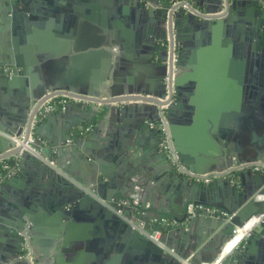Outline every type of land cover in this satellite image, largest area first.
I'll use <instances>...</instances> for the list:
<instances>
[{
	"label": "crops",
	"instance_id": "crops-1",
	"mask_svg": "<svg viewBox=\"0 0 264 264\" xmlns=\"http://www.w3.org/2000/svg\"><path fill=\"white\" fill-rule=\"evenodd\" d=\"M170 1L28 0V13L19 17L18 29L8 40L29 60H36L29 84L32 81L40 91L72 97L63 109L35 115L33 135L54 164L72 176L76 166L68 157L70 151L62 153L58 145L63 139L71 144L76 134L69 129L74 124L84 125L80 137L84 148L111 173L115 152L106 139L107 131L115 142L125 144L118 152H131L134 140H139L143 157L153 161L163 157L157 101L168 93L165 46L174 41V77L181 80L178 86L173 84L168 127L173 120L175 132H183L184 137L188 132L185 138L189 136L194 145L187 147L194 153L193 168L189 167L212 175L209 183L198 184L211 188L210 196L227 192L233 198L235 191L226 187V179L239 189L242 184L249 187L256 172H264L232 169L239 163H264V148L257 151L264 143V48L244 47L242 42L249 43L246 38L238 40L227 28L214 31L199 19L183 20L173 14L170 21V11L163 10ZM190 1L196 5L197 0ZM226 15L232 27L248 19L235 11ZM4 37L0 27V42ZM181 99L184 104H179ZM15 102L14 97L0 93V106L14 108ZM209 118L217 119L223 138L211 132ZM97 121L102 123L99 135L87 139V131ZM8 153L0 154V165L7 166L5 176L0 175V264H152L122 223L79 207L65 215L58 213L54 209L57 193L34 189L44 184L43 165L33 157ZM162 169L172 166L167 162ZM126 178L127 173L123 178L112 176L116 185H125ZM130 178L129 188L147 191L140 176ZM149 182L150 189L155 187ZM171 184L165 191L158 190L166 204L177 185L176 181ZM259 199L264 201V195ZM250 231L230 251L238 247L242 251ZM22 234L28 238L32 262L24 257ZM175 244L176 252L185 251L179 242ZM251 258L244 256L242 261L254 263Z\"/></svg>",
	"mask_w": 264,
	"mask_h": 264
},
{
	"label": "water",
	"instance_id": "water-1",
	"mask_svg": "<svg viewBox=\"0 0 264 264\" xmlns=\"http://www.w3.org/2000/svg\"><path fill=\"white\" fill-rule=\"evenodd\" d=\"M132 1L130 0V2ZM206 1L207 4H203L198 3L197 0L195 6L207 12H215L222 10L223 7L225 8L224 16L221 19L201 20L207 25V28L214 31H219L222 28L231 29L229 31L231 36L236 37L238 40L245 38L248 40L249 43L242 42V46L256 51H259L262 47L264 48V8L262 5L264 0ZM27 3L28 0H0V27L5 33V37L0 42V93L16 99L14 108H9L7 105L0 106V154L10 151L8 155H21L23 159L32 158L33 156L26 152L20 154L19 149L14 146L9 136L19 137L24 130L33 133L35 115L46 111L44 102L54 94H66L47 89L40 91L41 89L38 90L39 86L35 82L32 83L31 81V84H29L28 77L36 60H29L28 55L18 52L14 41L11 45L8 40V37L10 38V35L14 36L15 30L18 29L19 17L24 16V13H28ZM168 6L169 4L163 9L164 12H168ZM227 11H235L237 14L243 13L248 19L242 18L236 27H232L231 18L227 19L226 17ZM168 13L170 21L174 14L178 19H193L197 22L195 16L185 14L182 11H170ZM164 20H166L165 17ZM94 24L100 26L99 22L95 21ZM212 44L214 47L216 46L215 41ZM180 80L181 78L173 77L172 83L175 87L178 86ZM168 91L171 99L172 87L170 84L168 85ZM39 96L41 98L38 100ZM184 102L181 99L179 104H184ZM157 104H162V102L157 101ZM168 105L169 102L165 113L166 116L170 117V105ZM196 115H198L197 108ZM101 119L103 118L101 117ZM208 121L211 132L217 131L216 135L223 138L217 119L209 118ZM169 123L170 137L179 160L189 170L201 173L198 168L195 169L199 171L192 169L194 153L189 151L187 147H193L194 145L189 142V136L185 138L188 132L184 133V137L183 132H175L173 120ZM101 124L97 121L90 131H87V139L99 135ZM83 126L82 124L72 125L69 130L73 129L76 134L73 141L67 145L63 139L58 147L62 153L70 151L68 157L70 156L73 164L75 163L76 167L71 172L74 176L67 174L90 193L82 190L54 169L42 164L33 157L36 162L43 165V168H40V173L44 180L42 186H35L34 189L36 192H44V194L47 192L46 189L56 192L59 198L57 204L54 205V209L58 213L65 215L71 212L72 207H79L96 215L110 217L118 224L122 223L121 227L126 228L136 238V245L144 252V256L151 259L152 264H183L181 260H187L188 264L211 263L223 254L226 243L233 237L236 230L242 228L251 217L255 216L257 222L245 239V248L241 251L238 247L227 253V255H224L221 264H244L242 261L244 256L253 258L254 263L251 262L250 264H261V261L264 260V201H259V197L264 195V172H256L253 177L251 176V185L248 187L242 184L239 189L236 185H230L231 180L229 178L226 179V187L235 191L233 198H230L227 192L224 194L218 192L217 197L210 196L211 188L184 179L171 164L172 169H162V165L168 162L164 155L154 159V161L143 157L142 152H139L142 148L139 140H134L131 152H118L126 147L125 144L115 142V139L107 131L106 139H108L109 144L114 145L112 153L115 152V155L112 156L115 165L111 166V170L113 169V173H111L84 148L83 139L80 138ZM191 128H193V125ZM195 128L200 129L196 126ZM158 133L161 137L160 130ZM261 137L264 138V128ZM35 141L42 150L40 142L36 138ZM224 145L228 147L229 153L233 152L230 144L225 143ZM258 146L257 151L262 152L264 143L262 142ZM42 153L48 157L45 151H42ZM123 158H127V162L124 163ZM71 160L69 164L72 165ZM241 160H244V154ZM235 171L233 170V172ZM248 172L250 173V171ZM126 173L128 174L127 182L132 179L130 177L140 176L139 182L145 184L146 187L148 186L147 191L132 190L127 182L125 185H116L112 180V176L117 175L123 178ZM105 178L108 181H104ZM149 180L155 183V187L150 189ZM174 181L177 185L170 193L171 199L166 204L159 197L158 190L165 191V187H170ZM181 185L184 189L183 192H180ZM196 205H202L213 211L208 213L205 210H194L190 213L189 207ZM113 209L121 210L133 225L148 234L152 231H159V241L166 248L172 250L177 257L159 247L138 229L115 214ZM189 241L190 243L187 244ZM177 242L181 244L185 251L176 252L172 248ZM252 253L255 254L254 257L251 255Z\"/></svg>",
	"mask_w": 264,
	"mask_h": 264
},
{
	"label": "built area",
	"instance_id": "built-area-1",
	"mask_svg": "<svg viewBox=\"0 0 264 264\" xmlns=\"http://www.w3.org/2000/svg\"><path fill=\"white\" fill-rule=\"evenodd\" d=\"M262 5L264 6V1H262ZM169 11H182L185 14H190L195 16L199 20H207V19H212V20H217L221 19L224 16V11L225 8L223 7L222 10L215 11V12H207L205 10L199 9L196 7L190 0H171L168 6ZM166 47V58L164 60V65L167 67V73L165 76V81H166V86L170 84L171 87L173 88V77L175 76L176 72V61H177V54H176V44L173 42H167ZM168 91V90H167ZM49 94V93H48ZM70 97L67 94H54L51 97H49L45 102H44V107L46 111H54L57 109H63L65 105L68 102V99ZM75 100V99H74ZM170 95L169 91L165 97V99L161 100L162 104H157V113H158V121H157V126L158 129L160 130L161 137L159 140V150L160 152L166 157L167 161L174 167V169L177 171L178 174L181 176L185 177L188 180L195 181L198 183H209L211 180L212 175L209 174H203V173H196L191 170H189L178 158L177 152L173 148L172 140L170 137V133L168 130V123H167V117L165 113V109L167 107V103L170 102ZM167 102L166 104H163ZM9 138L13 141L14 146L19 149V153L26 152L29 155L33 156L36 158L38 161H40L42 164L51 167L54 169L57 173L62 175L63 177L67 178L71 182H73L75 185H77L79 188L82 190L86 191L87 193H90L85 187L82 185L78 184L73 178H71L65 171H63L61 168H59L57 165L54 164L52 160H50L47 156H45L42 153L41 148L37 145L35 141V137L32 132H26L24 130L22 134L19 137H13L9 136ZM3 168H7V166H3ZM244 168H250L255 171H260L264 170V163L259 162V163H239L236 165V167L232 168L233 170H239V169H244ZM190 213H192L194 210L201 211L205 210L206 212L210 213L213 210L210 208L204 207L202 205H196V206H190L189 207ZM114 213L117 214L119 217L124 219L127 223L131 224L133 227L138 229L141 233H143L146 237H148L150 240L155 242L159 247L163 248L164 250L168 251L169 253L173 254L176 256L172 250L168 249L165 247L163 243L159 241L160 238V232L159 231H152L151 233H146L143 231L141 228H138L136 225H133L131 221L126 218L121 210H114ZM252 228H250L248 231H250ZM247 231V232H248ZM22 239H23V247H24V257L26 260L29 262H32L30 259V254L28 251L29 248V243H28V238L25 234H22ZM224 252L222 255L217 257L214 261L211 263H202V264H221V261L224 257ZM177 257V256H176ZM181 260V259H180ZM183 264H188L187 260H181ZM35 264V263H31Z\"/></svg>",
	"mask_w": 264,
	"mask_h": 264
},
{
	"label": "bare ground",
	"instance_id": "bare-ground-1",
	"mask_svg": "<svg viewBox=\"0 0 264 264\" xmlns=\"http://www.w3.org/2000/svg\"><path fill=\"white\" fill-rule=\"evenodd\" d=\"M256 222L257 219L255 216H253L242 228L237 229L233 237L230 238V240L226 243L223 251L224 254L228 253L239 242V240L244 236V234L256 224Z\"/></svg>",
	"mask_w": 264,
	"mask_h": 264
},
{
	"label": "trees",
	"instance_id": "trees-1",
	"mask_svg": "<svg viewBox=\"0 0 264 264\" xmlns=\"http://www.w3.org/2000/svg\"><path fill=\"white\" fill-rule=\"evenodd\" d=\"M6 173H7V169L3 168V166L0 165V175L5 176Z\"/></svg>",
	"mask_w": 264,
	"mask_h": 264
}]
</instances>
